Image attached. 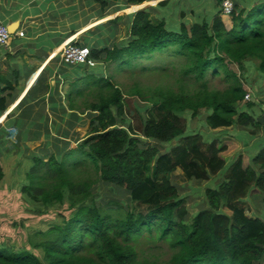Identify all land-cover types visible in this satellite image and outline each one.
<instances>
[{
  "label": "trees",
  "instance_id": "obj_1",
  "mask_svg": "<svg viewBox=\"0 0 264 264\" xmlns=\"http://www.w3.org/2000/svg\"><path fill=\"white\" fill-rule=\"evenodd\" d=\"M94 1L104 11L113 7L118 11L159 0ZM247 1L235 0L231 29L222 18L223 0H215L211 17L197 18L192 26L186 19L199 6L196 0H164L155 16L146 8L109 22L115 26L124 22L127 36L112 47L91 49L97 67L71 83L66 101L74 113L71 123L54 126L57 139L52 141L49 129L43 133L45 123L26 128L25 123H7L21 132L17 147L9 151L10 133L0 127V160L44 135L50 139L48 147L57 153L64 149L48 160L32 154L29 171L19 179L28 211L55 221L47 231L31 235L24 250H0V264H264V148L249 166L244 167L242 157L228 171L223 157L228 144L190 130L191 120L197 118L213 131L235 125L261 127L257 114L239 108L246 81L231 67L257 68L264 76V0L252 8ZM158 52H169V62L179 64L180 69H172L178 86L158 87L144 96L138 91L153 107L147 106L145 116L139 113L136 128L125 114L116 75L108 76V71L111 66H116V73L135 72L141 66L142 72L149 71L151 65L141 60L150 62ZM211 75L223 88L211 85ZM13 86L0 74V117L8 109L5 94ZM80 116L90 122L83 137ZM11 132L18 134L17 129ZM179 169L191 182L212 183L192 224L186 222L189 212L173 183ZM5 178L0 163V185ZM102 187L119 197L127 195V205L117 199L100 205L95 193ZM249 200L259 202L254 216L241 206ZM66 205L58 217L54 211ZM36 236L41 240L35 241ZM146 242L167 243L174 253L166 262L148 258Z\"/></svg>",
  "mask_w": 264,
  "mask_h": 264
},
{
  "label": "crops",
  "instance_id": "obj_2",
  "mask_svg": "<svg viewBox=\"0 0 264 264\" xmlns=\"http://www.w3.org/2000/svg\"><path fill=\"white\" fill-rule=\"evenodd\" d=\"M64 1L0 0V20L13 34L9 48L4 49L3 55L0 54V74L14 84V89L8 90L5 94L8 109L0 117V119L4 118L0 123H25V128L30 123H45L47 128L44 130L49 129L52 141L59 136L52 130L54 126L59 123H71L70 114L74 112L69 110L66 101L71 83L90 69L66 63L62 58L65 46L78 42L82 47L89 49L112 47L114 43L120 42L119 37L127 30L124 22L118 26L109 23L118 17L111 20L108 18L114 13L118 14L128 9L115 10L110 15H106L94 0H69L68 8L62 6ZM162 1L164 0L155 1V6ZM248 2L252 8L259 0H248ZM143 8L145 9V6ZM158 12L157 7H151L153 16ZM201 18L204 19V16ZM222 18L227 29H231L233 26L231 18L227 16ZM18 32H24L25 37H18L16 35ZM88 36H91L90 41L87 40ZM242 69V76L260 80L257 85H244L246 93H252L251 90L255 91L258 86L263 90L261 94L264 95V76L257 68ZM256 101L254 96L249 102H241L239 108L247 110L251 115L256 114L250 106L251 102L252 107L256 109V104L260 105ZM262 101L264 103V99ZM261 112L258 119L264 114V105L261 107ZM80 117L82 121L79 123H90L87 116ZM16 128L17 139L21 132L17 126ZM209 132L214 139L223 140L229 146L228 152L223 155L226 160L225 170L228 171L242 157L244 167L249 166L252 159L256 158L264 148L263 125L260 129L235 125L214 131L210 129ZM43 139L46 143L50 140L46 135L40 140Z\"/></svg>",
  "mask_w": 264,
  "mask_h": 264
},
{
  "label": "rangeland",
  "instance_id": "obj_3",
  "mask_svg": "<svg viewBox=\"0 0 264 264\" xmlns=\"http://www.w3.org/2000/svg\"><path fill=\"white\" fill-rule=\"evenodd\" d=\"M199 6H196V10L187 15V21L190 23L189 25H193V23L196 21L197 18L203 19L201 17L204 16V18L211 17L213 15V9L215 8V0H196ZM150 4H143L141 6H133L129 8L126 11L120 12L118 14H113L108 20L115 17H122L123 15H129L137 13L138 11L146 8L151 7H157L155 6L156 3L149 2ZM62 6L64 7H70L69 0H65L62 3ZM66 8V9H67ZM115 10V7L109 10H105L106 15H110ZM206 10V11H205ZM158 14V13H157ZM179 15V19H180ZM177 19V20H179ZM98 20V18H97ZM103 22V21H101ZM100 22V23H101ZM168 24V23H167ZM169 28H172L168 24ZM174 28H177L176 26ZM127 36V30L122 33V35L119 37L120 41H123L125 37ZM91 36L87 37V40L90 41ZM169 53V52H168ZM168 53H157L153 60H150V62H146L145 59H142L141 62L143 65H151V68L149 71L142 72L141 69L143 66L139 67L138 70H135V72H128L127 70H124L123 72L116 73L115 68L116 66H111L110 71H108V76L111 75L110 73L116 75L115 83L119 85V87L122 89L124 97H125V114L130 119L131 123L136 128L140 127V114L145 116L144 114H147L145 109H148L153 107L152 102H144L142 97L140 96L138 91H141L142 95L148 94L149 92L155 91L158 87H173L177 88L178 83L176 82V75L177 72H173L175 70L180 69L179 64L169 62L168 60ZM0 54H4V49H0ZM169 64H172L173 66H170ZM166 67L165 72H161L160 69ZM173 70L172 71V69ZM233 70H235L236 73L241 77L243 70L238 65H232L231 66ZM115 71V72H114ZM242 80L246 84H255L257 85L260 80L257 78H251L248 79L247 77L242 76ZM208 80L211 81V85L218 88H223L222 84L219 80H214L212 75L208 77ZM214 80V81H213ZM188 81V80H187ZM259 89V90H258ZM251 99L255 96L257 99L256 104L257 110L255 107H252L255 111L258 117L261 115V107L264 105L262 99H264V95H262V89L256 86V90H251ZM254 94V95H253ZM259 105V106H258ZM148 106V107H147ZM140 113V114H139ZM204 117H206L205 112L202 113ZM203 121L205 119L203 118ZM202 121L197 118L194 120H191L190 123V130L194 135L202 134L204 139H212V136L210 134V130L207 127L206 123H201ZM88 126L87 123H84L83 126H80V134H82V137L85 136L88 133V129L86 128ZM0 127H6V131L10 136L6 138L7 141V148L9 151L11 149H15L17 147L18 141L16 139V136L13 135V130L17 129L15 127H8L7 123H0ZM124 126L121 125V128ZM47 127H44L46 129ZM44 129H41L44 133ZM52 129V128H51ZM78 129V130H79ZM18 130V129H17ZM54 131V129H52ZM77 130V132H79ZM57 139V138H55ZM54 139V140H55ZM74 141V140H73ZM72 141V142H73ZM17 142V144L15 143ZM67 142H71L69 138H67ZM75 143V142H74ZM80 143V141L76 142L75 144ZM177 143L174 142L172 144L173 146H176ZM48 143L44 141V139L41 141H34L29 142L26 144V147H22L21 149L18 148V152H10L6 156H1V164L3 166L6 178L4 183L0 185V250L3 249H15L16 251H22L24 246L29 247V238L31 235H34L38 233L39 231H47L49 228V224L55 221V218L53 216L49 217H36L33 215L32 211H28L27 205L25 203V199L22 195V189L20 188L22 182L20 179V174H22L24 171H29L30 166L32 163H29L28 161L30 158H32V154L36 153L40 155H45L47 158L45 160H48L50 156L57 155L64 150L58 152V150H55L53 146L48 147ZM61 147V146H60ZM47 148V149H46ZM46 152L41 153V151L45 150ZM25 150L28 152L25 153ZM17 151V150H16ZM31 153H30V152ZM162 152H165L164 149H161ZM224 178V176H223ZM222 178V180H223ZM173 183L178 188V191L181 193L182 198L184 199V205L186 206L188 212H189V218L186 219L189 224H192L193 218L196 216V214L201 210L203 204H205V193L206 188L210 186L212 183L211 181H206L204 183H196L191 182L186 179L184 173L179 169L175 174L173 175ZM218 183V182H217ZM216 184V183H215ZM214 184V185H215ZM96 188V187H95ZM96 196H98V201L100 205L106 206L107 203H109L111 200H118L125 204V206L128 203V196L127 195H121L120 197L113 192V190L109 187H102L100 192L95 193ZM259 202H253L248 201V203H242L241 206L246 208V211L249 216H254L257 212L256 205H258ZM67 205L58 208V210L54 211L61 215V211L63 209H66ZM31 209V208H29ZM34 210V209H33ZM142 210V209H141ZM143 210L147 211V209ZM259 215V214H258ZM51 225V224H50ZM147 238H149L148 235H146ZM35 241H40L41 237L36 236L34 237ZM149 242H146V244L143 246L144 249H147L145 252V255L148 258H158L161 262L168 261L174 251L170 248V246L167 243L164 242H158L157 244L148 245ZM37 254L41 257L42 253L39 251Z\"/></svg>",
  "mask_w": 264,
  "mask_h": 264
},
{
  "label": "built area",
  "instance_id": "obj_4",
  "mask_svg": "<svg viewBox=\"0 0 264 264\" xmlns=\"http://www.w3.org/2000/svg\"><path fill=\"white\" fill-rule=\"evenodd\" d=\"M235 0H223L222 13L224 16H232L235 10ZM18 37H25L24 32H18ZM13 40V34L6 24L0 21V49H8ZM62 58L70 65H82L87 68L97 67V63L91 59V49L70 43L62 51ZM244 101H251V93L247 92ZM264 128V114L262 115Z\"/></svg>",
  "mask_w": 264,
  "mask_h": 264
},
{
  "label": "water",
  "instance_id": "obj_5",
  "mask_svg": "<svg viewBox=\"0 0 264 264\" xmlns=\"http://www.w3.org/2000/svg\"><path fill=\"white\" fill-rule=\"evenodd\" d=\"M237 6V3L235 4ZM261 125H263L262 117L259 119Z\"/></svg>",
  "mask_w": 264,
  "mask_h": 264
}]
</instances>
